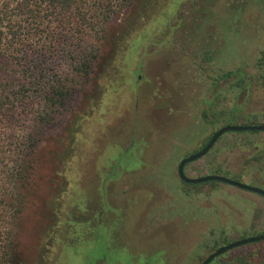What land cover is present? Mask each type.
Here are the masks:
<instances>
[{
  "label": "rangeland",
  "instance_id": "374dc122",
  "mask_svg": "<svg viewBox=\"0 0 264 264\" xmlns=\"http://www.w3.org/2000/svg\"><path fill=\"white\" fill-rule=\"evenodd\" d=\"M84 1L82 29L17 18L37 42L39 86L27 87L45 119L5 133L10 264H200L260 234L261 195L186 184L177 165L223 125L264 124V0ZM52 86L63 105L45 101ZM216 169L264 189V131L226 132L184 171ZM210 264H264V240Z\"/></svg>",
  "mask_w": 264,
  "mask_h": 264
},
{
  "label": "trees",
  "instance_id": "16d2710c",
  "mask_svg": "<svg viewBox=\"0 0 264 264\" xmlns=\"http://www.w3.org/2000/svg\"><path fill=\"white\" fill-rule=\"evenodd\" d=\"M84 7V0H0V158L8 144L5 142L6 130L12 124L19 126L29 121L31 126H37L45 119L35 95H31L27 87L39 86L41 72L34 62L35 50L30 49L37 47V42L30 35L24 36L27 30L21 32L24 27L16 24L17 18L20 17L38 28L43 23L42 18L48 20L52 16L57 20V30L65 32L82 29V23L86 21ZM22 59L24 63H21ZM244 75L241 70H236L228 72L224 77L228 81L229 77L240 79ZM33 90L37 91L35 88ZM44 92V99L48 104L63 105L65 96L68 95L67 91L58 86H52ZM203 117L208 119L206 113ZM217 171L219 170L213 171V174H219ZM236 178L233 179L237 180ZM19 202L22 204V201ZM9 242L6 236L3 237L0 228V264L11 262Z\"/></svg>",
  "mask_w": 264,
  "mask_h": 264
},
{
  "label": "water",
  "instance_id": "95a60500",
  "mask_svg": "<svg viewBox=\"0 0 264 264\" xmlns=\"http://www.w3.org/2000/svg\"><path fill=\"white\" fill-rule=\"evenodd\" d=\"M230 131H264V124H254V125L228 124V125H223L219 127L212 133L207 143L202 148L180 159L177 165V175L179 179L186 184H199V183L214 182V181L221 182V183H225V184L237 187L242 190L257 193L264 197V189L258 186L246 184L238 180L231 179L223 175L206 174V175H202L198 177H189L185 174L184 169L188 163L205 156L209 152V150L212 148V146L215 144V142L219 139V137L222 134L226 132H230ZM262 240H264V230L262 231V233L258 235L238 239L236 241L219 246L214 251H212L209 255H207L205 259L201 262V264H209L212 260H214L218 256L238 246L245 245L248 243L258 242Z\"/></svg>",
  "mask_w": 264,
  "mask_h": 264
},
{
  "label": "flooded vegetation",
  "instance_id": "af4514ba",
  "mask_svg": "<svg viewBox=\"0 0 264 264\" xmlns=\"http://www.w3.org/2000/svg\"><path fill=\"white\" fill-rule=\"evenodd\" d=\"M211 135H212V134H211ZM222 135H223V134H222ZM222 135H221V136H222ZM221 136H220V137H221ZM220 137H219V138H220ZM209 138H210V137H209ZM209 138H208V139H209ZM207 141H208V140H207ZM207 141H206L202 146H200L199 149L202 148V147L207 143ZM217 141H218V140H217ZM217 141H216V142H217ZM216 142H215V143H216ZM212 147H213V146H212ZM199 149H197V150H199ZM197 150H196V151H197ZM209 151H210V150H209ZM194 152H195V151H194ZM192 153H193V152H192ZM180 181H181V180H180ZM262 197H263V196H262ZM263 198H264V197H263ZM263 230H264V229H263ZM261 233H262V232H261ZM204 259H205V258H204ZM204 259H203V260H204ZM215 259H216V258H215ZM203 260H202V261H203ZM202 261H201V262H202ZM212 261H213V260H212ZM212 261H211V262H212ZM211 262H210V263H211ZM210 263H209V264H210ZM200 264H201V263H200Z\"/></svg>",
  "mask_w": 264,
  "mask_h": 264
}]
</instances>
